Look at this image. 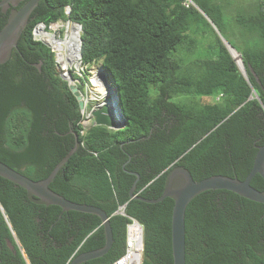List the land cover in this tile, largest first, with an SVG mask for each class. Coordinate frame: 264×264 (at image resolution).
I'll use <instances>...</instances> for the list:
<instances>
[{
  "label": "trees",
  "instance_id": "16d2710c",
  "mask_svg": "<svg viewBox=\"0 0 264 264\" xmlns=\"http://www.w3.org/2000/svg\"><path fill=\"white\" fill-rule=\"evenodd\" d=\"M67 6L83 26V63L108 72L125 127L91 129L50 188L110 219L111 250L85 264L125 253L124 205L144 228L142 264H174V201L131 199V188L137 181L136 194L158 199L178 165L196 182L248 177L264 146V0H42L0 65V161L34 181L48 178L79 136L78 101L32 38L38 22L64 19ZM199 9L240 54L247 78ZM9 14L0 9L1 28ZM251 185L264 192L260 175ZM105 243L98 216L35 204L0 177V264H70ZM186 264H264V204L222 190L198 195L186 211Z\"/></svg>",
  "mask_w": 264,
  "mask_h": 264
},
{
  "label": "water",
  "instance_id": "95a60500",
  "mask_svg": "<svg viewBox=\"0 0 264 264\" xmlns=\"http://www.w3.org/2000/svg\"><path fill=\"white\" fill-rule=\"evenodd\" d=\"M41 1L42 0L0 1V9L3 13H7L10 10L7 24L3 28H1L0 25V65H3L10 60L13 51L18 47L23 32L28 27L34 10L38 7ZM23 2H25V4L19 8L20 4ZM202 13L209 22L214 25L210 18L206 16L204 12ZM216 31L233 59H235L240 72L247 78V72L242 58L240 64L234 56V52L237 51L225 40V38L222 37L218 29ZM100 73L108 83V72L101 67ZM109 88L113 90L112 85H109ZM70 90L76 97L79 108H82L83 103L81 102L77 89L70 88ZM116 100L117 107L109 102V105L99 108L93 113L97 126L111 130H120L125 127L124 115L121 110L119 98L117 97ZM110 111L114 114H110ZM116 114L119 115L120 120H118ZM78 151L79 141L78 138H76V144L73 150L55 167L48 178L41 181H34L0 161V177L26 190L29 200L33 203L45 206H59L65 212L76 211L92 214L98 216L102 220L106 239L105 246L75 256L70 264H85L91 260L102 258L111 250L114 244L112 226L105 211L95 206L71 202L50 188V185L56 176L68 163L70 158ZM256 175H260L264 179V146L258 147L253 168L248 177L243 181L228 176L215 175L196 182L188 169L178 165L167 170L164 191L160 198L150 200L140 197L136 194L137 181L131 188L130 198L138 199L149 204H157L167 198L174 201L172 215V251L174 264H186V211L189 204L198 195L204 192L218 190L229 191L250 201L264 204V192L255 189L251 185V182Z\"/></svg>",
  "mask_w": 264,
  "mask_h": 264
},
{
  "label": "built area",
  "instance_id": "2783aa9c",
  "mask_svg": "<svg viewBox=\"0 0 264 264\" xmlns=\"http://www.w3.org/2000/svg\"><path fill=\"white\" fill-rule=\"evenodd\" d=\"M187 1L189 2V0ZM64 15V19L51 23L38 22L32 29V38L50 50L60 77L70 88H76L78 91L83 103L78 123L79 147H85V138L88 132L97 127L93 113L99 108L109 105V102L117 107V96L100 73L101 67L89 68L83 63V26L69 18L71 15L70 6L64 9ZM94 78L101 82V87L95 86ZM111 113L114 114L110 111ZM116 117L120 120L119 115L116 114ZM125 209L126 205L120 206L117 211V214L130 220L126 231L125 253L111 264H142L144 228L136 219L128 216Z\"/></svg>",
  "mask_w": 264,
  "mask_h": 264
},
{
  "label": "rangeland",
  "instance_id": "374dc122",
  "mask_svg": "<svg viewBox=\"0 0 264 264\" xmlns=\"http://www.w3.org/2000/svg\"><path fill=\"white\" fill-rule=\"evenodd\" d=\"M231 5H233V6H235V7H237V6H242L243 4H251V3H253L255 0H227ZM206 18V17H205ZM207 19V18H206ZM208 20V19H207ZM211 20V19H210ZM208 22H209V20H208ZM209 24L213 27V29L216 31L217 30V27L215 26V24L214 25H212L210 22H209ZM201 27H204V28H207V29H209L208 27H206V26H204V25H201ZM216 27V28H215ZM217 32V31H216ZM218 34V33H217ZM210 34H208V36H209ZM219 35V34H218ZM199 53H203V50H201V51H198V53L197 54H199Z\"/></svg>",
  "mask_w": 264,
  "mask_h": 264
},
{
  "label": "bare ground",
  "instance_id": "6f19581e",
  "mask_svg": "<svg viewBox=\"0 0 264 264\" xmlns=\"http://www.w3.org/2000/svg\"><path fill=\"white\" fill-rule=\"evenodd\" d=\"M234 56L236 58V60L241 64V56L238 52H234ZM94 83L96 87H101V82L97 79L94 78Z\"/></svg>",
  "mask_w": 264,
  "mask_h": 264
}]
</instances>
